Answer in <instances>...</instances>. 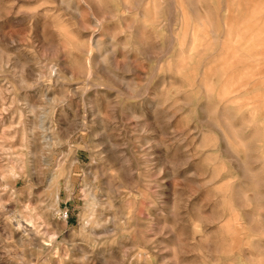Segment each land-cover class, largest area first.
<instances>
[{
  "label": "rangeland",
  "instance_id": "374dc122",
  "mask_svg": "<svg viewBox=\"0 0 264 264\" xmlns=\"http://www.w3.org/2000/svg\"><path fill=\"white\" fill-rule=\"evenodd\" d=\"M0 264H264V0H0Z\"/></svg>",
  "mask_w": 264,
  "mask_h": 264
},
{
  "label": "bare ground",
  "instance_id": "6f19581e",
  "mask_svg": "<svg viewBox=\"0 0 264 264\" xmlns=\"http://www.w3.org/2000/svg\"><path fill=\"white\" fill-rule=\"evenodd\" d=\"M123 4L125 7L129 6L128 1L123 2ZM73 161H75L76 164L80 163L79 159ZM50 179H52L53 181L55 180V182L58 181V179L53 175H51ZM87 185L86 187H84L85 189L83 188L84 189L83 196L85 198V204H86L85 207L93 217V227L91 229L92 232L95 234H115L116 228L113 218L112 217L107 218L103 214V208H105L106 202L99 195L93 193L90 189L91 187L89 188L87 187ZM60 199H61V192L60 190H58L55 196L54 203L57 204L60 201ZM102 225L104 229L102 231H98L99 229L102 228Z\"/></svg>",
  "mask_w": 264,
  "mask_h": 264
}]
</instances>
